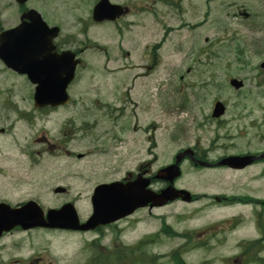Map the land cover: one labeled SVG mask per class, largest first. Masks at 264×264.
I'll list each match as a JSON object with an SVG mask.
<instances>
[{
	"label": "rangeland",
	"instance_id": "1",
	"mask_svg": "<svg viewBox=\"0 0 264 264\" xmlns=\"http://www.w3.org/2000/svg\"><path fill=\"white\" fill-rule=\"evenodd\" d=\"M97 1L49 0V25L61 27L60 39L63 44L80 49L86 44L91 47L97 45L106 52L96 48L83 55L86 66L79 70L69 90L73 103L51 113L49 117L35 112L31 101L34 87L23 78L0 68V203L18 207L34 200L46 208L56 209L74 200L77 201L81 219L85 221L92 214L90 198L97 185L112 183L119 177L127 178V172H133L139 160L155 161V155L158 158L150 167L157 172L172 164L181 149L192 147L196 141L201 142L202 149H207L215 136L222 137V131L207 133L208 127L205 129L207 132L195 130L196 122L193 119L195 116L200 119L196 105L199 100L207 98L210 101L220 99L233 102L236 98H258L264 107V88L254 80L257 72L247 74L248 69L242 62L251 59L247 54L239 59L244 56L243 50L240 53L241 49L235 46L241 36L247 50L255 48L261 51L262 56L253 59L258 65L264 62V42L259 41L263 34L258 31L260 38H256L252 36V30L243 33L239 21L232 18L236 13L235 8L222 6L235 1L237 7L258 10L264 6V0H215L208 8L203 5V0H197L198 11L194 15L193 11L189 13L192 0H182L180 21L175 18V10H171V17L164 18L160 11L167 9V4L157 2L159 0H111L117 4L136 5L139 9L133 17L122 21L118 28L110 23L96 24L92 21V11ZM154 3L156 16L153 18L145 10ZM207 9L211 13V21H200ZM160 19L163 20L159 24L156 21ZM181 24L183 27L186 24L202 26L196 31L184 29L163 37L165 27L178 28ZM256 41L263 48L254 46ZM147 44H150V50L159 45V59L163 61L160 71L151 74L132 67L146 64L141 53ZM191 58L195 63L190 64ZM189 66L195 69L188 72ZM260 74L264 77V72L260 71ZM231 78L244 79L245 89L236 91L231 88ZM127 91L133 100L127 114L133 116L135 122L132 126L138 130L137 134H131L126 130L124 132V127L113 132L127 143L123 148L118 147L120 154H116L115 143L107 133V128L112 127L111 111L107 108L98 112L95 103L108 104L112 109L116 105L120 107V101ZM209 100L207 105L199 107L203 108L202 112L211 108ZM9 101L25 112H33L34 122H19L16 112L5 108ZM261 115L264 116V108ZM69 119L77 122L84 137L81 133L76 137L63 134V126ZM84 122L90 127L87 132L82 130ZM154 126L157 128L158 148L148 153L150 146L141 141L144 134L140 129H153ZM185 131H188L187 138L181 137ZM260 131L259 134L264 135V125ZM100 133L99 141L106 147L103 152L98 151L102 148L100 142H96ZM60 136L61 139L62 136L65 138L63 142L69 140L63 152L68 151L70 155L58 148H55V153L48 154L46 143L42 140L49 139L50 145L54 143L53 138ZM103 136L106 138L103 139ZM225 144L221 141L215 146ZM226 145L214 157L227 154ZM79 155L85 157L79 159ZM181 169L182 176L175 182L177 189H186L197 196L235 194L264 199V178H257L254 183L253 171L234 174L221 169L199 170L187 165ZM57 187L70 189V196L56 194L54 191ZM152 189L158 192L164 188L158 185ZM248 191L252 194H248ZM207 202L206 199L188 205L175 201L165 207H157L152 215L147 210L139 212L132 219L117 225L118 229L124 230L119 237L113 228L104 229L100 238L102 248L111 249L115 241L132 247L144 238L148 240L155 236L160 239L159 242L156 240L158 244L149 247V255L139 250L136 256L132 254L135 257L133 261L141 264H175L172 258L179 252L183 254L188 249L187 246L184 248L187 241L194 238L195 242H206V246L188 251L183 256L186 264H228V260L230 264H239V243L254 240L258 234L256 230L253 231L250 211L238 205L234 207L236 209L222 205L204 207ZM261 207H264V203H259ZM238 213L245 220L224 244V233L219 236L215 234L219 229H213L208 234L205 232L209 223L224 221ZM135 221L138 223L133 224ZM162 223H166L167 230H163ZM220 228L226 229L225 226ZM98 236L58 232L46 234L40 231L23 234L16 231L0 238V264H25L33 258L38 259L37 264H93L86 243ZM157 254H162L163 260L152 258L151 255Z\"/></svg>",
	"mask_w": 264,
	"mask_h": 264
},
{
	"label": "flooded vegetation",
	"instance_id": "2",
	"mask_svg": "<svg viewBox=\"0 0 264 264\" xmlns=\"http://www.w3.org/2000/svg\"><path fill=\"white\" fill-rule=\"evenodd\" d=\"M215 0H203V5L208 8L209 5ZM154 2H156L154 0ZM161 4H167V9H163L160 11L165 18L166 16L171 17V10L176 11V17L178 21H180L179 13H180V4L182 3V0H159L157 1ZM155 3L152 5V7L146 8L145 12L149 15H152L153 18L156 16V11L154 9ZM226 5L227 7H233L235 8L236 13L232 15V18L239 21L240 26L242 27V31L244 32H252V36L256 38H260L259 32L263 34V37L260 38L259 41L264 42V6L262 8H259L258 10L253 9L251 7L246 8L243 7H237L236 2H229L227 4H223L222 6ZM127 14L116 20L117 22L112 23L114 26L119 27V23L121 21H124L126 19H129L133 17L135 14L138 13L137 6H126ZM193 11V15L197 13L198 11V5L197 0H192L190 5V11L189 13ZM34 12H39L43 18V20L49 25V0H0V36L8 30H12L15 28H18L23 23L24 24H30L31 21H34L33 18H31V14ZM182 16V14H181ZM202 19L200 21H211V13L209 9L206 10V13H202ZM93 18V17H92ZM83 20V19H82ZM80 20V21H82ZM163 19H160V21H156L157 23H161ZM94 21V20H92ZM163 23V22H162ZM202 25H191L186 24L185 27L181 26L178 28L175 27H165V34L164 38L171 36L175 32H182L184 29H190L192 31H196L199 27ZM259 31V32H258ZM246 33V34H247ZM237 44L235 45V39H234V45L238 46L244 56H241L242 58L245 57L247 54L248 57H250L251 61H242L245 64V67H247L246 72H251L253 70L259 69L264 70V62L259 63L258 65H255L254 58L262 56V52L251 48L247 50V45H244V41L242 40V37L240 36L239 39H237ZM197 44V42H195ZM194 44V45H195ZM256 47L263 48L258 41L253 43ZM69 46L63 45L61 46V49H59V53H61L64 50H67ZM193 47V45H192ZM159 45H156L155 47H152L150 44H147L144 46V52L141 53L143 60L146 62L145 65H137L132 66L133 68L147 72L149 74L155 73L157 71H160L161 65L163 61H161L159 56L161 54L158 52ZM178 50V49H177ZM83 51V50H81ZM105 52L104 50H101ZM81 53V52H79ZM106 53V52H105ZM83 54V53H82ZM127 55H130L129 52H127ZM198 55H196V58ZM190 64L195 63L193 58L189 59ZM244 67V66H243ZM0 68L5 69V66L0 61ZM167 68V67H166ZM191 69H195L194 66L188 67V72H191ZM263 80V79H262ZM246 85V84H245ZM199 99V98H198ZM209 99L206 98V100H199L196 104L198 106V116H200V119H193L195 123V130H203L208 127V132L210 133L212 130L222 131V137L215 136V140L213 141V144L211 147L207 149H202L200 147V141H196V143L193 144L192 147V153L188 155H192V160L188 158H184L182 162V167L185 165L189 166V168H198V162H206L210 163V165H217L220 161H222L224 158L230 157V156H259L264 153V148H262V144H264V136L259 134L261 133L260 130H262L263 123L261 120V111L262 106L261 102H258L256 98H236L233 99V102L230 104H225L226 106V113L221 119H213L212 111L214 109L215 104L218 102L216 101H210L211 108H208L207 110L203 111V108H199L200 106H203L204 102ZM120 104L122 106L118 107L117 105L112 109L111 115L113 116V120L115 123H118V117H121L122 119H131L133 118L132 115L127 114L128 106L133 104V100L129 94V91H127L126 95L121 99ZM102 109L103 106L101 104H98ZM116 110V112H114ZM107 116V115H106ZM205 123L204 125L200 124L199 122ZM213 123L214 126H213ZM156 128L153 127L152 131L149 128H141L142 136L141 141L145 144H149L150 147H148V153L151 152L152 149L158 148V138L156 137ZM107 133L111 137V140L115 143L114 144V151L116 154H120L117 151L118 147L123 148V146L127 143L126 141L122 140L120 136L117 134H113V131L107 128ZM129 131L131 134L135 132L137 134L138 128H132L130 124H126L124 128V132ZM72 134L73 132L70 131ZM74 136V135H73ZM72 136V137H73ZM102 136V133L98 136L97 141H99L100 137ZM103 139L106 138V136L102 137ZM96 141V142H97ZM224 142L227 143L226 148H228V153L223 156L214 157L215 153L221 149L224 146H215L218 142ZM100 142L101 150H98L99 152H103L106 150V147H103V142ZM128 146V145H127ZM155 151V150H154ZM181 151H184L183 149ZM180 151V152H181ZM154 154V152H152ZM127 155V154H126ZM158 156L155 155V161L157 160ZM121 159V157H120ZM155 161H147L144 162L143 160H139L136 169L133 172H127L126 177L122 178L125 182H133L137 178H149L151 179L152 187L157 188L158 185L160 188L164 187V183L161 181H157L155 179V172L151 169L150 165H152ZM213 169H221L223 171H228L231 173H237V174H244L248 173L250 171H253L254 174L252 176V180L255 183L257 178H261V176L264 174V159L261 161H254L250 163L249 165L245 166L242 169H232L230 167H214ZM262 179V178H261ZM155 190V189H154ZM157 191V190H156ZM248 194H252L251 191H248ZM214 201L220 200V202L223 203V205L227 208H232L233 206L238 205L239 203H244L241 205L242 207L247 208L250 213L251 217L252 213L255 209V204L262 203L261 197H254L253 195H248L245 197H241L240 195L237 196L235 194H227L221 198H217L216 196H211ZM229 204H232L233 206H229ZM151 212V211H150ZM236 216V215H234ZM233 216V217H234ZM254 219V218H253ZM230 223V222H228ZM264 243V238H260L257 242V245L261 246V244Z\"/></svg>",
	"mask_w": 264,
	"mask_h": 264
},
{
	"label": "water",
	"instance_id": "3",
	"mask_svg": "<svg viewBox=\"0 0 264 264\" xmlns=\"http://www.w3.org/2000/svg\"><path fill=\"white\" fill-rule=\"evenodd\" d=\"M122 13L123 8L121 6L112 5L109 0H102L95 7L94 19L96 22L115 20ZM34 17L32 15V18ZM31 26L26 28L21 26L2 36L0 58L5 61L9 68L28 75L31 82L37 85L36 107L64 105L69 100L66 91L68 85L74 79L76 66L70 56L59 60L53 54L55 50L53 40L59 34L58 28L48 29L43 21H32ZM48 41L49 65L45 64L40 56L35 57L33 55L39 51H46V42ZM20 51L28 56L22 57V62L18 59ZM31 54L32 58H29ZM66 55H70V53ZM35 61L38 62L36 66L34 65ZM232 86L240 89L242 83L234 80ZM218 107H221V105L217 106L215 116H220L223 113V110ZM179 162L177 161L174 166H169L158 173L157 179L170 184L160 195L146 190L149 181H136L128 185L114 183L97 187L92 198L93 215L84 225L80 224L79 217L72 205L64 206L60 210H51L45 215L43 210L34 202H29L18 208L0 203V236L16 227L23 230L57 228L89 231L126 218L138 208L145 207L149 203H151V207H161L178 198L190 201V193L177 191L173 187L174 180L180 176ZM224 163L240 166L247 164L245 159L239 158L229 159Z\"/></svg>",
	"mask_w": 264,
	"mask_h": 264
},
{
	"label": "trees",
	"instance_id": "4",
	"mask_svg": "<svg viewBox=\"0 0 264 264\" xmlns=\"http://www.w3.org/2000/svg\"><path fill=\"white\" fill-rule=\"evenodd\" d=\"M97 257H98V255H97ZM104 257H109V255H104ZM99 263H103L102 261H101V258L100 257H98V259H97V261H94V264H99Z\"/></svg>",
	"mask_w": 264,
	"mask_h": 264
}]
</instances>
